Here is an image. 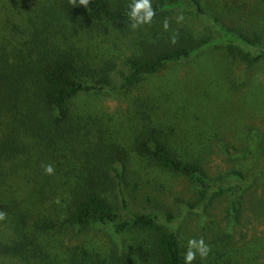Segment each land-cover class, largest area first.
Instances as JSON below:
<instances>
[{
	"label": "trees",
	"instance_id": "16d2710c",
	"mask_svg": "<svg viewBox=\"0 0 264 264\" xmlns=\"http://www.w3.org/2000/svg\"><path fill=\"white\" fill-rule=\"evenodd\" d=\"M191 1L198 14L214 22L219 35L177 25L165 31L160 21L185 3L152 0L157 14L142 33V50L125 58L128 71L121 72V90L129 93L147 77L208 49L225 46L248 68L264 59L259 33L227 26L210 14L204 0ZM130 2L90 0L86 8L79 0L77 6L69 0H0V211L7 214L0 221V264H147L143 254L120 255L116 243L107 247L87 239V232L98 226L119 234L144 232L150 237L152 264H184L180 235L161 223L158 213L122 215V207L131 210L127 151H92L86 124L74 121L76 100L106 91L113 78L97 68L96 38L84 37L69 22L83 15L93 25L129 28ZM174 32L179 33L175 44L170 39ZM133 148L156 168L208 186L204 164L174 151L157 126L137 135ZM87 149L91 152L85 155ZM48 164L52 175L45 173ZM239 205L238 199L237 211Z\"/></svg>",
	"mask_w": 264,
	"mask_h": 264
},
{
	"label": "rangeland",
	"instance_id": "374dc122",
	"mask_svg": "<svg viewBox=\"0 0 264 264\" xmlns=\"http://www.w3.org/2000/svg\"><path fill=\"white\" fill-rule=\"evenodd\" d=\"M182 1L185 8L166 17L169 26L219 35L214 22L198 14L191 0ZM204 4L225 25L259 33L264 50V0H204ZM181 12L184 20L177 23ZM69 24L84 37L96 38L92 48L100 56L97 68L113 78L106 91L78 98L73 115L76 123L86 124L92 151L118 153L119 147L128 153L132 174L126 195L131 210L122 207L124 218H131L132 212L158 213L161 223L178 232L184 251L189 239L203 237L211 252L203 260L197 255L193 264H264V59L248 68L225 46L208 49L147 77L126 93L120 88L121 72L128 71L124 61L142 50L146 25L137 30L97 26L83 15ZM154 126L163 131L174 151L204 164L208 186L156 168L137 155L135 137ZM78 164L82 166L81 161ZM87 233L96 244L114 247L116 243L120 255L143 254L147 264L153 263L150 237L144 232L119 234L98 226Z\"/></svg>",
	"mask_w": 264,
	"mask_h": 264
},
{
	"label": "clouds",
	"instance_id": "9594fccd",
	"mask_svg": "<svg viewBox=\"0 0 264 264\" xmlns=\"http://www.w3.org/2000/svg\"><path fill=\"white\" fill-rule=\"evenodd\" d=\"M69 3L72 6H77V0H69ZM90 0H79V5L88 7ZM127 16L130 20V27L132 30H137L141 26L151 25L155 16L156 10L152 6V0H131L128 4ZM184 20V16L181 12L180 15L176 17L177 23H180ZM163 28L165 31L169 29V21L166 18L163 21ZM178 32H174L170 37L171 42L175 44L178 39ZM45 173L52 175L54 173V168L51 164L44 165ZM59 203V199L56 201ZM7 214L3 211H0V221L6 219ZM211 252L210 245L205 243L203 237L199 239L191 238L187 241V247L183 253L184 264H193V261L196 260L197 255L203 260L206 259L209 253Z\"/></svg>",
	"mask_w": 264,
	"mask_h": 264
}]
</instances>
